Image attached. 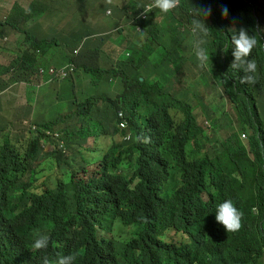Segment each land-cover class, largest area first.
<instances>
[{"label": "clouds", "instance_id": "obj_1", "mask_svg": "<svg viewBox=\"0 0 264 264\" xmlns=\"http://www.w3.org/2000/svg\"><path fill=\"white\" fill-rule=\"evenodd\" d=\"M196 1L199 2V0ZM181 2L182 0H151L149 4L142 7L141 15L145 18L154 9L162 13H168L175 9L173 12L175 21L168 31L158 32L157 34L148 33L146 31L147 26L142 27L141 25H139L138 30H130L147 34L149 42V39L155 37L154 43H156L159 34H168V47L162 44L156 47L162 46L166 49V52L160 54L159 51L155 52V49L151 55L154 60L157 59L168 63L171 69L168 74L164 75V78L157 76L159 78L158 93L155 94V98L152 101L147 100V102L153 106L165 97L172 106L171 113L184 114L192 127L194 134L193 144L199 147V153H190L185 147V153L182 156L179 155L183 161L174 163L171 166L165 164L159 166V169L165 175L163 178L157 175H149L145 157L137 152L130 151L124 143L129 135L122 134L119 136L117 131L114 130L115 127L108 128L105 126L108 116L107 105L102 110L104 121L92 118V113L99 110L100 104L89 105L86 120L97 121L100 124V128L95 133H85L82 130V124H80L78 129L80 131L79 136L86 138L87 143H93L99 137L102 141H107L108 146L93 155L98 159V167L102 169L103 173L101 175H91V179L84 182L81 200L92 205L94 207L93 211L96 213L101 204L112 203L116 206L113 200L118 199L121 194L133 195L143 189L142 186L144 188L146 185L157 186L154 180L160 178L167 185L174 186L177 192H183V201L173 205L171 212L193 216L201 226V229L208 232L215 242L225 243L234 233L240 230L244 222L250 221L264 226V206L254 204L244 197L229 199L225 196L228 190L237 195H245L250 190L256 189L257 180L264 186V80H259L255 74L257 71L256 60L254 58L249 59L253 49L258 44L257 35L250 34L243 27L234 30L231 34V43L233 45L231 48L218 31L210 30V41L213 43L214 48L208 49L205 47L208 51L207 53L197 42L195 46L196 56H193L191 60L193 63L197 62V59L201 62L208 60V70L200 73L197 77V83L218 92L220 100L232 105L242 116L241 128L237 131L238 134L236 135L233 130L222 142V145L227 143L235 144L232 149L217 148L214 150L213 156H210V151H203V144L208 140L207 129L200 126L197 122L190 105L174 99L163 91L164 81L181 75L183 71L185 55L180 36L182 34L181 28L184 27V20L191 24L193 34H207L209 28L206 26V17L211 15L213 9H215L213 3L218 2L222 7L220 20L224 16L229 21V14H233L245 24H253L254 21H257L258 25L261 26L264 25V0H209V5L207 3L203 8L195 7L193 12L190 10V15L183 17L178 11H183L184 13L189 12V9L184 10ZM99 5L103 12L95 14L97 18L103 20L100 25L105 28L114 25L115 29L112 32H116V34L113 36H118V39L128 34V27L122 21V18L127 10L136 9L129 7L132 5V0H126L122 5H116L111 0H99ZM216 9L219 13V8ZM11 12L22 23L35 26V30L30 33L25 32L18 28L16 24L6 22V16ZM67 12V3L64 1H56L53 4L43 6L37 4L34 0H15L11 9L7 12L4 22L6 27L20 34L26 43L27 37L36 30L44 31L51 28V24L54 22L49 16L61 14L63 17L60 20H62L66 17ZM163 17H166V20L170 19L168 14L157 16V22L164 23L166 20L164 22L161 21ZM199 17L204 19L202 20ZM88 21H90L89 18L84 21L83 27ZM224 24L227 25V23ZM67 25L69 24L66 23L65 26L67 27ZM132 25L135 24L133 23ZM214 25L210 24V26ZM82 28L74 29L69 34L68 30L66 33L63 32L66 38L53 44L52 57L59 69L54 67L48 70L41 69L30 80L23 79L22 82L30 86L54 84L52 81L62 84L65 80L73 79L77 69L85 67L86 73L92 71V75L96 78L94 84H96L102 75L110 71L118 63H122L119 55L123 50L114 59L108 57L104 50L103 41L112 35H101L95 39V42L86 43L83 48H74V57L70 60L68 55L70 46L75 45L79 40V32ZM185 28L188 29V27ZM102 39L104 40L102 41ZM98 40L103 45V49L97 46L92 47V45H96ZM176 48L177 51L175 50ZM3 49H5L4 45H0V50ZM112 49L110 48L109 51ZM211 56L219 58L214 63V66L210 63ZM22 57H17L15 60ZM101 57L107 58L108 61L105 65L101 64ZM123 65L129 66L128 64ZM46 75L51 78L44 81ZM10 77L11 73H9L7 82ZM141 80L143 79L141 78ZM18 82L19 79L9 85L14 86ZM124 84L126 89L122 92L136 99L137 93L133 92L136 85ZM18 98L17 91L0 90V113L6 112V105L9 106L8 111L27 106L25 101L20 102ZM34 103L35 100L30 103V108L33 111L32 115L34 114ZM184 105H188L190 109H185ZM75 110H77L76 106ZM114 114L115 117L117 114L119 118L118 127L122 128L124 132H130L125 118V111L115 110ZM24 116V114L21 115V117ZM22 120L32 128H40L43 133L54 136L51 144L63 146L62 137L57 131L51 130L50 126L47 129H43L44 127L41 126L45 123L50 124V121L43 122L37 118L35 122L30 121V118H23ZM211 126L212 124H208V127ZM7 129L9 130V128ZM245 133H247V141L246 143H240L239 138L241 136L245 137ZM91 134L94 137H88ZM60 153L62 152L60 151ZM98 154L102 155L97 156ZM152 163L153 160H149V166H152ZM223 168H227L226 173H221ZM149 180H152V182ZM0 206L10 211L6 215L4 214L6 222L2 223L3 219L2 217L0 218V226L3 227L5 225V228L22 235L20 238L8 239V243L12 245V251L16 252L14 264L17 261L20 264H75L77 259L75 254L58 256L55 262L49 260L43 254L42 250H46L49 247L50 238L47 235H38L34 239L31 231H28L29 226L38 217L35 207L28 196L13 192H8L7 194V191L4 190L0 193ZM136 223L143 222L138 220ZM170 257L172 256L167 258ZM246 262L247 259L245 257L238 256L232 261V264H246Z\"/></svg>", "mask_w": 264, "mask_h": 264}, {"label": "trees", "instance_id": "obj_2", "mask_svg": "<svg viewBox=\"0 0 264 264\" xmlns=\"http://www.w3.org/2000/svg\"><path fill=\"white\" fill-rule=\"evenodd\" d=\"M34 1L43 6L64 1L67 3V15L56 26L44 31L36 30L27 37L22 51L23 57L15 60L10 67L0 68L2 73H11L5 86L18 79L30 80L41 69L48 70L51 67L59 69L52 57V47L56 41L66 38L62 25L70 21L71 9L79 5L78 3L88 2L93 3L94 11L100 9L99 0ZM207 3L209 5V0H199L202 8ZM132 4L134 6L129 7L140 8V0H132ZM181 6L184 10L187 9L185 0H182ZM213 7L219 8V13H216L217 20L214 26H210L211 15L206 17V26L209 30L205 37L207 41L205 47L214 48L210 41V30H215L232 48L231 34L234 30L221 23V5L214 2ZM142 11L143 9L139 10ZM229 21L239 28H245L250 34L257 35L258 44L249 59L256 60L255 74L259 80H264V25L259 26L257 21L245 24L233 14H229ZM6 22L16 24L22 30V21L12 12L7 14ZM128 34L137 33L128 28ZM139 40L140 38L136 36L130 47L138 46ZM139 53L141 58L137 68L128 64L129 66L123 69L122 65L127 63H118L102 75L95 84V93L80 106L92 102L90 105H112L116 111L119 109L124 111L123 104H128L135 112L136 105H146L147 114L142 122L125 113L130 138L124 143L130 151L145 157L149 175L163 178L165 175L159 166L164 164L171 166L183 161L179 155L185 153V147L194 154L199 153V147L193 144V130L185 115L171 113L172 106L165 97L156 105L148 104L147 100L152 101L158 93L159 84H148L146 79L141 80L140 75L144 74H139L140 67L146 56L144 51ZM128 69H131V73ZM50 78L46 75L44 81ZM120 79L128 85H136L133 90L137 93L136 99L127 96L118 88L116 98L107 97L110 83ZM52 83L59 84L56 81ZM184 108L190 109L188 105H184ZM74 113L77 116V110ZM65 117H70V110ZM77 119L82 124L78 116ZM50 121L54 123L57 119ZM118 121L116 114V122ZM41 126L47 129L50 124L45 123ZM114 130L119 136L125 134L117 124ZM25 132L28 134L25 142L20 145L11 143L10 139L18 138L20 134L9 131L0 119V193L6 190L7 194L18 193L31 199L38 217L29 226L28 231H31L34 239L38 235H47L50 238L49 247L42 250L49 260L55 262L58 256L75 254L77 257L75 264H232L236 257L243 256L247 259L246 264H264V226L250 221L244 222L240 230L227 242L217 243L208 232L201 229L193 216L171 212L173 205L183 201V192H177L174 186L167 185L160 178L154 180L157 186L146 185L145 188L142 186L143 189L133 195L121 194L118 199L113 200L116 206L112 203L101 204L95 213L92 205L81 200L82 185L90 180L91 176L82 178L71 165L60 175L45 174L44 169L39 168L40 160L48 159L51 164L61 166L58 156L55 157L57 150L46 151L43 147L51 144L54 136L43 133L37 127H29ZM221 147L232 149L235 144L227 143ZM149 160H153L152 166H149ZM226 171L227 168H223L221 173ZM102 173V169L98 167L96 174ZM225 196L229 199L244 197L254 204L264 206V186L261 189L250 190L245 195H237L228 190ZM9 212L0 206L2 223L6 222L4 216ZM146 213L151 216L150 224L136 223ZM123 226L131 232L132 239L124 238L121 232ZM170 231L178 236L186 235V241L168 242L166 234ZM20 236L22 235L5 228V225L0 226V264H14L16 252L12 251L8 239ZM168 256L172 257L167 258ZM16 264L20 263L17 261Z\"/></svg>", "mask_w": 264, "mask_h": 264}, {"label": "rangeland", "instance_id": "obj_3", "mask_svg": "<svg viewBox=\"0 0 264 264\" xmlns=\"http://www.w3.org/2000/svg\"><path fill=\"white\" fill-rule=\"evenodd\" d=\"M5 1V0H3ZM15 0H13L14 3ZM116 5H122L126 0H111ZM187 9L189 12L178 11L180 15L186 16L190 15V10L193 12L196 8H202L199 5V2L196 0H186ZM151 0H140V8L127 10L123 14L122 21L127 25L129 29H139V25L142 27L147 26V32H153L157 34L158 32L168 31L174 23L175 15L174 10L168 13H162L157 9H154L152 12L147 14V17L141 15L142 12H139L140 9H143V6L149 4ZM71 9L70 12V21L67 23L70 25H62V30L64 33L68 30V34L71 33L74 29H80L84 25V21L87 18L90 21L86 22L85 26L79 32V40L75 45L70 46L68 55L70 60L74 57L73 49L76 47L83 48L86 43L95 42V39L99 38L101 35L109 36L105 40L102 39L104 50L108 57L114 59L122 50L119 55L120 61L127 63L129 65L137 68L141 54L139 51H144L146 60L142 63L140 67V73L142 79H146L148 84L159 83V78H164L165 74L169 73L170 65L164 61H159L153 59L151 53L155 50L160 54L166 52V49L162 46L156 48L159 44L166 45L168 47L169 40L168 34H159L157 36V41L154 43V38L147 40V34L137 33L136 35H123L121 39H118V36H113L116 32H112L115 27L110 25L108 28L102 27L100 22L103 21L101 18H97V13H102L101 9L94 11L92 9L93 3L88 2L86 4L78 3ZM81 5V6H80ZM131 6H134L133 4ZM5 7H0V39L2 34L5 31V22L4 18L7 14ZM96 13V14H95ZM218 13V10L215 8L211 13L210 24L214 25ZM168 14L170 16L169 20H166V17L161 19L164 23L157 22V16H162ZM63 17L61 14H54L49 16L54 23L51 24V28L56 26V23L60 21ZM204 19L203 17H199ZM221 23H227V27L233 30L239 29V27L233 23H230L227 20V17L221 18ZM135 25H132V24ZM184 27L181 28V41L184 50V66L181 75L177 77H172L169 80L164 81V92L168 93L174 99L179 100L183 103H186L192 107L194 116L200 126L207 129L208 140L203 144V151H210V156H213L215 149L220 148L222 142L225 138L235 131V134H238V130L241 128L242 116L234 109L232 105L227 102L220 100L219 93L201 86L197 83V77L202 71L208 70V60L201 62L197 59V62L193 63L191 60L195 55V46L199 42L200 47L205 49L206 44V35L207 34H193L191 31V24L187 23L186 20L183 22ZM185 27H188L186 29ZM35 30V26L28 25L23 23L22 31L31 32ZM138 36L140 38L138 46L130 47L133 45L134 38ZM103 45L97 41L96 45L92 47H98L103 49ZM115 46V47H113ZM142 46V47H141ZM130 47V48H128ZM110 48H113L111 51ZM128 48V49H127ZM137 48V49H136ZM125 49V50H124ZM177 51V48L175 49ZM206 50V49H205ZM5 51V49L1 50ZM208 53V51L206 50ZM153 59V61H152ZM219 58L217 56H211V64L214 66V63ZM106 57H101V64L105 65L107 62ZM128 66L122 65L123 69H126ZM143 69V70H142ZM128 72L131 73V69H128ZM151 77V78H147ZM153 76V77H152ZM158 76V77H157ZM23 79H19V82L13 86L17 91L19 96L18 100L25 101L27 106H21L15 110L8 111L9 106L6 105V112L3 114L0 113L1 122L9 128L15 134H20L18 138L12 137L11 143L20 145L21 143L27 140V131L30 127L28 124L23 122V118H30V121H36L40 119L43 122L57 119L56 122L51 123V130L57 131L61 135L63 140V146H57V144L44 145L46 151L56 149L55 157L58 156V161L61 166L56 164H51L48 162V159H42L39 161V168L44 169L45 174L52 176H57L62 173L65 168H69V165H72L77 171L79 176L88 177L96 174L98 168V159L93 155L104 150L108 146L107 141H102L99 137L95 139L93 143H87L86 138H81L79 136L78 129L80 123L77 119V116L82 120V130L85 133H95L99 130L100 124L97 121L86 120L88 114L89 105L92 102H89L88 105L80 106L84 100L89 99L96 91V86L94 81L96 78L92 75V71L86 73L85 67H80L77 69L74 74L73 79L65 80L62 84H48L42 86H30L22 82ZM114 83H110V88L107 92V97L116 98L117 87L118 90L124 91L126 89L124 82L120 79L113 80ZM35 100L33 105L34 114L32 115V110L30 108V103ZM75 105L77 109V116H75ZM103 108L104 105H100L99 110L92 113V118H97L98 120L104 121L103 117ZM125 108V113L132 115V117L137 121H143L144 116L147 114L146 105H136L135 112L131 110L128 104H123ZM70 110V117H65V114ZM115 108L112 105H107V121L105 126L108 128L116 127V117H115ZM24 114V117L21 115ZM48 117V118H47ZM32 122V123H34ZM86 122V123H85ZM208 124H212L211 127H208ZM69 131V133H66ZM128 134V139L130 138V132L126 131L125 135ZM88 137H94L93 134ZM119 139V138H118ZM127 139V140H128ZM247 133L245 137H240V143H246ZM60 151L62 152L60 155ZM102 154H98L100 156ZM263 184L257 180L256 188L261 189ZM121 232L124 234L125 239H132L131 232L126 227H121ZM167 241L168 242H179L180 240L186 241L187 236L184 235L178 236L175 235L172 231L167 232ZM264 260V258H263Z\"/></svg>", "mask_w": 264, "mask_h": 264}, {"label": "crops", "instance_id": "obj_4", "mask_svg": "<svg viewBox=\"0 0 264 264\" xmlns=\"http://www.w3.org/2000/svg\"><path fill=\"white\" fill-rule=\"evenodd\" d=\"M12 5V0H0V7H5L7 11L11 9ZM0 45H4L5 47V51L0 50V68H6L11 66L17 57L23 56L22 51L25 47V39L16 31L5 26V31L0 39ZM8 78L9 72L2 73L0 69V90L9 92L16 91L11 85H4Z\"/></svg>", "mask_w": 264, "mask_h": 264}, {"label": "flooded vegetation", "instance_id": "obj_5", "mask_svg": "<svg viewBox=\"0 0 264 264\" xmlns=\"http://www.w3.org/2000/svg\"><path fill=\"white\" fill-rule=\"evenodd\" d=\"M141 221L145 224H150L151 216L150 214L146 213L142 216Z\"/></svg>", "mask_w": 264, "mask_h": 264}]
</instances>
